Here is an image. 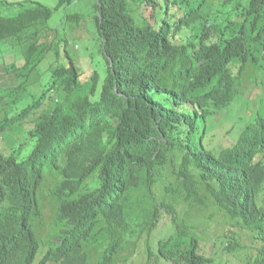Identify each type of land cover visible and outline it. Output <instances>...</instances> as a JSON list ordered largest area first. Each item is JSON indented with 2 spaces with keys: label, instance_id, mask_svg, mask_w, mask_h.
Wrapping results in <instances>:
<instances>
[{
  "label": "trees",
  "instance_id": "1",
  "mask_svg": "<svg viewBox=\"0 0 264 264\" xmlns=\"http://www.w3.org/2000/svg\"><path fill=\"white\" fill-rule=\"evenodd\" d=\"M80 1L90 14L65 19L92 18L104 74L81 71L49 24ZM7 7L0 51L14 58L0 89V264H116L132 240L145 264H224L241 256L235 228L254 243L240 264H264V115L229 147L204 143L207 120L227 110L242 80L258 83L248 70L264 67V0ZM50 54L43 89L35 75ZM208 207L232 221L226 245L210 234Z\"/></svg>",
  "mask_w": 264,
  "mask_h": 264
},
{
  "label": "rangeland",
  "instance_id": "2",
  "mask_svg": "<svg viewBox=\"0 0 264 264\" xmlns=\"http://www.w3.org/2000/svg\"><path fill=\"white\" fill-rule=\"evenodd\" d=\"M4 4L8 1L15 0H3ZM20 1V0H16ZM27 1V0H22ZM44 3L54 6L57 0H39ZM6 2V3H5ZM84 7V8H83ZM14 7H7V5H0V12L3 14L11 15L14 13ZM82 9L90 14L88 7L80 2L65 9L62 8L58 12H55L52 18L49 20V24L53 28H58L59 38L62 42H67V49L71 56L76 57L79 63L81 71L89 74L92 70L97 69L103 74L105 73V61L102 56L99 47V41L97 40L96 32L93 31L92 18L88 19L87 22L81 21L80 23L71 22L65 19L66 13H77ZM18 10V9H17ZM62 48V46L60 47ZM4 49V50H3ZM63 49V48H62ZM9 52V53H8ZM11 52V53H10ZM14 52L7 51L2 48L0 51V89L11 83V77L6 72V65L14 58ZM48 57L36 70L35 78H40L43 85V89L46 87L50 80L51 74L48 72V68L51 61H54V56ZM22 60L18 58L17 63ZM10 67V65H9ZM251 74L256 73L254 80H242V89L238 94L234 102L227 108L225 112L218 113L208 121L210 127L209 135L205 139V144H209L219 149L221 147H229L235 143L242 129L253 120L256 114L260 111L264 115V67L248 70ZM25 97L30 98V91H26ZM30 103V99H24L18 105L22 108L23 105ZM22 105V106H21ZM53 106L52 101L47 100L42 107L43 110H47ZM38 110L36 114L40 113ZM35 116V115H33ZM1 119V117H0ZM17 131H21V128H16ZM19 129V130H18ZM25 130V129H24ZM0 146H4V142L0 139ZM192 211L196 216H200L201 212L198 208L193 207ZM206 223L209 226L211 235L220 236L225 231L227 225L226 222L229 218L224 219L222 214L217 211L215 207H208L205 211ZM171 224L165 228H159L155 233V241L171 231ZM160 233V234H159ZM198 233V232H197ZM132 240L130 244H127L118 254L116 264H145V256H143L142 246L138 249V245H133ZM222 255L220 254L217 259L220 260ZM99 258V257H98ZM224 258V257H223ZM98 259L93 258L91 264H97ZM162 263L167 264L165 260ZM159 262H152L151 264H162Z\"/></svg>",
  "mask_w": 264,
  "mask_h": 264
},
{
  "label": "clouds",
  "instance_id": "3",
  "mask_svg": "<svg viewBox=\"0 0 264 264\" xmlns=\"http://www.w3.org/2000/svg\"><path fill=\"white\" fill-rule=\"evenodd\" d=\"M5 5H7V4H5ZM241 89H242V84H241V86L239 88V93L241 92ZM225 111H223V112H225ZM221 112H216L213 116H211V118L214 117L215 115H217L218 113H221ZM208 121L209 120H207V122ZM208 135H209V132H208ZM208 135L204 137V143H205V139L208 137ZM226 225H227V227H226L225 231H223L222 234L219 236L221 238V241L223 242L224 245H226V243H227L228 240L225 239V236L223 234H225L228 231V229L231 228V227H229V226L232 225L231 219H228L227 220ZM235 229H236V233L234 235V238L235 237H241V245H240V248H239L240 249L241 256L235 258L234 255H233V253H230V259L228 261H226L224 264H240V258H246L244 251H246V252L249 253L250 252V248L254 246L253 240H251L249 238L250 237V233L249 232H248L249 233V235H248V233L246 234L243 231V229H240V228H235ZM226 258H227V256L225 255L223 259L225 260Z\"/></svg>",
  "mask_w": 264,
  "mask_h": 264
}]
</instances>
